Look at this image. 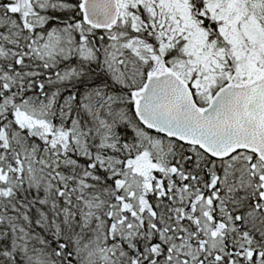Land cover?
<instances>
[{
  "label": "snow or ice",
  "instance_id": "obj_1",
  "mask_svg": "<svg viewBox=\"0 0 264 264\" xmlns=\"http://www.w3.org/2000/svg\"><path fill=\"white\" fill-rule=\"evenodd\" d=\"M0 264H264V0H0Z\"/></svg>",
  "mask_w": 264,
  "mask_h": 264
}]
</instances>
